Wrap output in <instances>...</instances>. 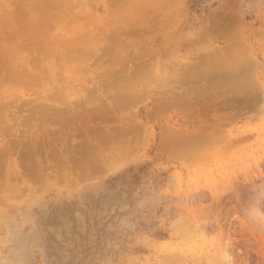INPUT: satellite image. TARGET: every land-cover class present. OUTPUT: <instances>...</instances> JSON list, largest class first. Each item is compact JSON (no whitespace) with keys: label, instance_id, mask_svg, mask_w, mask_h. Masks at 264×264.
<instances>
[{"label":"rangeland","instance_id":"1","mask_svg":"<svg viewBox=\"0 0 264 264\" xmlns=\"http://www.w3.org/2000/svg\"><path fill=\"white\" fill-rule=\"evenodd\" d=\"M0 40V264H264V0H0Z\"/></svg>","mask_w":264,"mask_h":264},{"label":"bare ground","instance_id":"2","mask_svg":"<svg viewBox=\"0 0 264 264\" xmlns=\"http://www.w3.org/2000/svg\"><path fill=\"white\" fill-rule=\"evenodd\" d=\"M1 30H2V34H3L2 38H3V37H6L8 29L6 28V29L4 30V29L1 28ZM4 35H5V36H4ZM7 38H8V37H7ZM3 39H4V40H7V39H5V38H3ZM0 41H2V40H0Z\"/></svg>","mask_w":264,"mask_h":264}]
</instances>
